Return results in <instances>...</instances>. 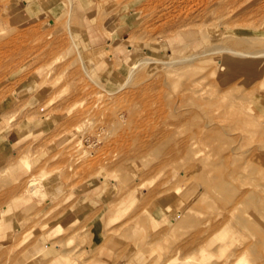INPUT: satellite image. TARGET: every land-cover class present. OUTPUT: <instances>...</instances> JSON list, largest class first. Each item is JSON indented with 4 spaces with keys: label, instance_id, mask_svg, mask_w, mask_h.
Segmentation results:
<instances>
[{
    "label": "rangeland",
    "instance_id": "1",
    "mask_svg": "<svg viewBox=\"0 0 264 264\" xmlns=\"http://www.w3.org/2000/svg\"><path fill=\"white\" fill-rule=\"evenodd\" d=\"M127 19L126 60L86 58ZM263 50L264 0H0V127L33 132L0 264H264Z\"/></svg>",
    "mask_w": 264,
    "mask_h": 264
},
{
    "label": "crops",
    "instance_id": "2",
    "mask_svg": "<svg viewBox=\"0 0 264 264\" xmlns=\"http://www.w3.org/2000/svg\"><path fill=\"white\" fill-rule=\"evenodd\" d=\"M132 21L133 20L127 19L124 27H119L117 34L110 42L101 44V47H98L97 49H87L88 52L86 58L99 66H101L104 62L106 63L107 59H111L113 57H121L123 60H126L127 56L132 52V48L123 43L122 38L130 28ZM98 46H100V44H98ZM108 50H111L112 52L108 53ZM31 135H33V132L30 128H28V125L25 128L16 130L13 129L7 132H3L0 127V163L7 160L10 162L9 164L11 169H27L29 167L28 153L25 152L19 154L18 149L25 147V150H27V144L33 137ZM52 189V185H47L45 187L46 194H50L53 191ZM28 194L32 196L39 194L45 195L43 183H37L36 188L29 189ZM6 218L7 217H5V215L0 216V236L2 234L1 223L6 221ZM104 250V254L111 253L110 247L106 246Z\"/></svg>",
    "mask_w": 264,
    "mask_h": 264
},
{
    "label": "bare ground",
    "instance_id": "3",
    "mask_svg": "<svg viewBox=\"0 0 264 264\" xmlns=\"http://www.w3.org/2000/svg\"><path fill=\"white\" fill-rule=\"evenodd\" d=\"M235 54H238V55H240V56H243L244 54H246L247 52L249 53V54H252L253 52H251V51H243V50H240V49H236L235 51ZM257 53H264V50L263 51H261V52H257ZM254 61L253 60H249L247 63H246V65H248V64H251L252 65V63H253ZM201 96H203V95H201ZM201 99H203L202 97H198V99H196V103H198L199 105L200 104H202L203 102V104H208L209 103V100H202L201 101ZM218 98H216V100H217ZM211 100V103L209 104V105H213L212 103H215V102H212V99H210ZM216 100H214V101H216ZM219 100V99H218ZM218 100L216 101V103L218 102ZM222 102V101H221ZM221 102H219L220 103V105H221ZM241 103V102H240ZM219 104H218V107H221ZM205 106V105H204ZM216 106H217V104H216ZM200 107H202L201 105H200ZM240 107V106H239ZM221 110V109H220ZM220 115V111L217 113V115L216 116H219ZM215 116V115H214ZM217 119V118H216ZM220 119H223V118H220ZM237 119V118H236ZM255 133L258 135V136H261V137H263V140H264V129H257V130H255ZM259 138V137H258ZM260 139V138H259ZM260 140H262V139H260ZM264 142V141H263ZM200 150H202L201 148H199ZM198 149H196L195 150V152L193 151V154H195L196 153V151H197ZM204 150V149H203ZM203 152V151H202ZM198 153V152H197ZM196 153V154H197ZM199 153H201V151L199 152ZM198 153V154H199ZM229 172V171H228ZM226 174H228V173H226ZM230 175L228 174V177H229ZM231 178V177H230ZM254 184V183H253ZM27 186L28 187H30L29 189H35L36 188V183H35V181L34 180H32V181H29L28 182V184H27ZM263 186H264V184H263ZM207 187V186H206ZM254 187V186H253ZM255 188V187H254ZM261 188H263V187H261ZM259 189H260V187H259ZM236 195H238V194H236ZM244 197H250L251 198V200H252V203H253V214H254V219H252V220H250V221H248V220H246V219H244V218H240V220H239V223L243 226V227H246L248 230H250L251 232H253V233H255V234H257V236H258V238H259V243H257L258 244V246H259V249L257 248V250H256V253H257V255L259 256H261V253H260V250H261V248L263 247L264 248V193H257V192H255L254 190H244V191H242V193H241V195L238 197V199H237V202L238 203H240V201L242 200V198H244ZM186 219V218H185ZM183 221V220H182ZM257 238V239H258ZM256 241V240H255ZM253 248V247H252ZM254 253V252H253ZM259 256V257H260ZM187 259V258H186ZM198 259H203V257L202 256H198ZM262 263H264V261L262 262Z\"/></svg>",
    "mask_w": 264,
    "mask_h": 264
}]
</instances>
